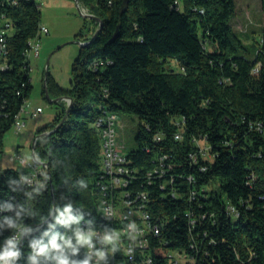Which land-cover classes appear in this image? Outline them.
I'll return each instance as SVG.
<instances>
[{"label":"trees","instance_id":"obj_1","mask_svg":"<svg viewBox=\"0 0 264 264\" xmlns=\"http://www.w3.org/2000/svg\"><path fill=\"white\" fill-rule=\"evenodd\" d=\"M79 1L102 24L95 38H88L84 17L77 37L86 43L73 62L70 88L61 87L51 73L47 77L51 98L68 97L72 103L63 124L58 126L69 104L60 101L53 121L37 131L38 136L53 130L36 146L48 164L45 184H22L24 168L0 173V248L16 231L4 218L17 219V213L18 222L33 228L24 235L17 264H29L33 239L48 243L53 236L72 237L83 220L98 229L111 226L93 180L102 165L96 122L114 112L138 119L135 147L126 152L134 165L146 171L159 164L160 154L170 155L166 165L172 166L174 187L182 196L174 198L168 187L142 179L130 186L147 193L146 209L162 224L160 239L188 251L194 264H264V39L248 51L232 21L239 15L237 0ZM261 4L264 13V0ZM40 6V0H0V14L14 26L11 68L0 80L2 149L4 134L33 87L24 50L40 27ZM179 132L183 138L176 139ZM200 144L209 156L199 152ZM65 209L73 218L69 226L56 222ZM160 239L154 237L151 263L139 262L140 257L130 262L121 254L115 264H169L155 252ZM69 259L102 264L94 262L86 245L75 255L69 252ZM40 264L55 261L41 259Z\"/></svg>","mask_w":264,"mask_h":264},{"label":"built area","instance_id":"obj_2","mask_svg":"<svg viewBox=\"0 0 264 264\" xmlns=\"http://www.w3.org/2000/svg\"><path fill=\"white\" fill-rule=\"evenodd\" d=\"M81 11L84 17L92 14L90 13L91 10L89 12L83 6H81ZM13 27L12 20L4 13L0 14V80L2 73L11 68L9 62V37L12 34ZM48 32V27L40 24L36 35L28 40V45L24 50V57L30 63V73L33 69L31 60L39 58L41 55L40 38L44 33ZM81 42L83 44L86 43V41ZM257 69L256 67L254 72ZM65 100H67L68 104L71 102L69 98H65ZM41 112H43V107L32 108L29 99L24 100L15 115L13 127L17 131L20 130L26 123L24 115L36 117ZM118 120L119 115L117 113L109 112L96 122L102 138V165L93 180V184L102 213L106 219L111 221V226L98 229L83 220L79 223L77 230L91 236V247L86 245V248L96 263L115 264L120 260L121 254H123L122 257L125 260L130 262L138 261L137 257H140L139 262L151 263L153 258L149 251L151 246L154 245V237L155 240L161 238L162 224L154 220L151 213L146 209L147 204L144 201L148 199L147 193L130 189L131 183L133 180L136 182L141 179L147 180L149 183H157L162 189L168 187L167 194L174 198L182 196V192L179 188L174 187L176 176L170 172L172 166L166 165L170 155L160 154L157 157L159 164L156 163L152 168L143 171L140 167L134 165L133 160L128 157L126 152L120 151L116 132ZM43 136V134L36 136V143ZM175 137L176 139H181L183 134L179 132ZM155 139L161 141L163 137L157 134ZM2 150L0 146V153ZM199 152L203 156H209V149L204 144H200ZM197 156L196 153L191 154V157L195 160H197ZM12 160L19 161V164L28 170V172L19 175V180L22 184L28 186H43L45 184V178L42 176L44 165L39 163L42 160L39 158L37 151L36 157H32L31 160L20 153L12 157ZM202 170H205V167H202ZM192 179V176L188 177V181ZM203 190L205 191V189ZM195 194H197V191L193 190L190 191L189 195L194 197ZM229 208L236 213L235 206L231 205ZM190 223L191 225L195 224V220H191ZM25 228L28 230L26 232L33 229L32 227ZM36 228H39V226ZM16 235L17 232L14 231L6 238ZM23 235L20 237L18 245ZM155 252L159 256L167 258L169 264H194L193 256L188 251L180 248L173 249L169 247L167 241L162 239H160L158 244H155Z\"/></svg>","mask_w":264,"mask_h":264},{"label":"rangeland","instance_id":"obj_3","mask_svg":"<svg viewBox=\"0 0 264 264\" xmlns=\"http://www.w3.org/2000/svg\"><path fill=\"white\" fill-rule=\"evenodd\" d=\"M40 3L41 24H45L49 32L44 33L40 38V57L31 60L33 87L29 96V103L32 108L43 107V112L36 117L24 115L26 123L20 130L17 131L15 127H12L5 132L3 150L0 153V173L6 168L21 169L19 161L12 160V157L19 153L29 160L32 159V145L37 136V131L51 123L62 109L61 102H50L44 96L45 71L48 67L49 72L61 87L70 88L72 65L81 46V37H77V34L84 25V16L80 13L76 0H40ZM237 4L239 6L238 14L243 24L240 28L239 25L241 24L236 23L234 26L238 36L247 45L248 51L253 53L252 43L259 47L264 39V13L261 0H237ZM81 6L88 11L91 10L86 4H81ZM232 21L234 23V19ZM99 25L97 20L88 17L84 29L85 36L93 37L98 31ZM170 65L174 66L177 72H182V68L176 60L171 59ZM63 101L68 105L67 100L64 99ZM137 131V117L119 115L116 132L120 151L128 152L135 147L134 139Z\"/></svg>","mask_w":264,"mask_h":264},{"label":"clouds","instance_id":"obj_4","mask_svg":"<svg viewBox=\"0 0 264 264\" xmlns=\"http://www.w3.org/2000/svg\"><path fill=\"white\" fill-rule=\"evenodd\" d=\"M68 211L69 209H65L64 212H61L56 222L69 226L73 222V218L67 215ZM18 218L19 213H17V219L4 218V222L8 227L15 229L17 235L5 239L4 246L0 248V264H15L21 255L17 245L20 237L28 230L22 223L18 222ZM83 245L91 247V236L79 230H76L72 237L53 236L48 243H44L42 239H33L29 245L31 252L28 261L29 264H40L41 259L53 260L55 264H89L88 259L82 261L69 259V252L75 255L79 247Z\"/></svg>","mask_w":264,"mask_h":264},{"label":"water","instance_id":"obj_5","mask_svg":"<svg viewBox=\"0 0 264 264\" xmlns=\"http://www.w3.org/2000/svg\"><path fill=\"white\" fill-rule=\"evenodd\" d=\"M76 2H77V5H78V7H79L80 13L82 14L80 1H79V0H76ZM88 17H90V18H94V19H96L97 21H99L100 25L102 24L101 19H100L99 17H96V16L93 15V14L88 15ZM97 32H98V31H96V33L94 34L93 38H95V36L97 35ZM116 36H117V33H115L114 38H115ZM79 42H80V41H79ZM82 44H83V43L80 42V45H82ZM49 73H50V72H49V69H48V67H47V69H46V71H45V83H44V86H45V88H46V95H47L49 101H50V102H60V101L64 100L65 98H68V97L51 98L50 93H49V91H48V89H47V77H48ZM69 99L71 100V102L69 103V106H68V108H67V112H66L65 116L63 117L62 121L60 122V124H59L58 126H60L61 124H63V123L65 122V120H66V118H67V116H68V114H69L70 107H71V103H72V99H71V98H69ZM52 131H53V130H52ZM52 131H47V132L42 133V134L45 135V134H48V133H50V132H52ZM32 157H33V158L36 157V139H35V141L33 142V145H32ZM39 163H41L42 165L48 167V164H47L46 162L40 161ZM23 239H24V235H23L22 240H21V242H20V244H19V246H18V249H19V250L21 249ZM17 261H18V259L15 261V264H17Z\"/></svg>","mask_w":264,"mask_h":264},{"label":"crops","instance_id":"obj_6","mask_svg":"<svg viewBox=\"0 0 264 264\" xmlns=\"http://www.w3.org/2000/svg\"><path fill=\"white\" fill-rule=\"evenodd\" d=\"M235 19V21H234V25H236V23L237 24H241V25H239V28H240V26H242V24H243V21H242V19H241V17L239 16V15H237L236 16V18H234ZM45 25V24H44ZM242 30V29H241ZM63 101V100H62ZM23 167L21 166V169H22Z\"/></svg>","mask_w":264,"mask_h":264}]
</instances>
